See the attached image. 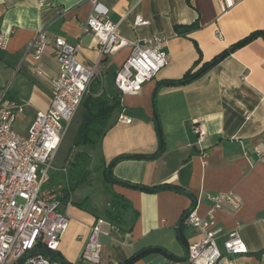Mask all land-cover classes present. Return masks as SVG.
Wrapping results in <instances>:
<instances>
[{
    "label": "crops",
    "instance_id": "1",
    "mask_svg": "<svg viewBox=\"0 0 264 264\" xmlns=\"http://www.w3.org/2000/svg\"><path fill=\"white\" fill-rule=\"evenodd\" d=\"M42 1L39 8L37 0H0V30L12 31L0 49V97L24 104L12 127L19 135L26 134L34 112L49 106V83L58 73L53 39L77 44V57L85 66L99 61L97 40L81 29L91 12L90 2ZM101 1L126 42L163 37L168 64L140 92L121 97L120 108L100 141L98 163L124 156L111 167L119 180L112 188L130 201L137 218L129 231L102 226L108 235L99 237L98 264H120L146 248L164 251L150 250L131 264H182L185 247L200 237L185 226V241L178 239L184 212L196 206L203 216L209 197L228 191L240 206L234 209L228 202L221 203L218 223L231 229L240 222L248 248L246 254L235 256L234 264H264V253L258 255L264 250V162L256 153L258 149L264 154V37H255L197 77L168 83L194 73L249 33L264 30V0H240L224 13L218 0ZM135 16L147 23L134 25ZM40 30L50 43L34 60L29 44ZM129 51L125 45L100 59L101 92L118 93L115 74ZM99 82L92 81V93L98 91ZM119 114L130 122H119ZM196 124L204 129L201 142L194 131ZM154 153L158 155L153 158L135 157ZM126 182L147 189L166 184L178 189L164 186L147 191ZM91 209L99 211L76 203L65 210L68 226L57 251L72 264H88L80 260V251L97 217ZM218 264L227 261L221 259Z\"/></svg>",
    "mask_w": 264,
    "mask_h": 264
},
{
    "label": "built area",
    "instance_id": "2",
    "mask_svg": "<svg viewBox=\"0 0 264 264\" xmlns=\"http://www.w3.org/2000/svg\"><path fill=\"white\" fill-rule=\"evenodd\" d=\"M91 12L82 24V33H90L97 40L99 61L85 66L77 57L79 47L62 38L53 39V52L58 62V73L51 79V97L46 110L34 112L26 134L19 135L13 127L15 119L24 110V104L4 102L0 97V264H59L50 260L47 251H57L61 236L67 229L66 208L73 204V192L69 188L68 161L56 167L54 161L61 139L68 125L78 112L87 94H91L92 81L98 79L102 88V58L125 45L130 53L115 74L114 83L119 95L140 92L143 84L154 78L168 64L164 50L166 41L154 36L128 43L117 31V25L109 19V9L101 0H88ZM240 0H218L221 13L226 12ZM44 2L37 0V6ZM146 24L135 16L134 25ZM11 30H0V49H4ZM221 37L219 30L215 31ZM49 40L40 30L30 41L29 50L34 60L40 57ZM99 63V64H98ZM117 120L129 123L130 119L118 115ZM199 142L204 129L194 126ZM259 160L264 154L256 150ZM62 178H53V172ZM228 202L234 209L240 206L232 191L209 197L208 208L203 216L194 206L184 215V223L199 239L188 245L182 264H218L221 259L234 264V258L246 254L248 248L241 236V224L236 221L231 229H224L217 220L221 203ZM91 225L87 241L80 251V260L98 264L101 243L99 237L108 235L101 217Z\"/></svg>",
    "mask_w": 264,
    "mask_h": 264
},
{
    "label": "trees",
    "instance_id": "3",
    "mask_svg": "<svg viewBox=\"0 0 264 264\" xmlns=\"http://www.w3.org/2000/svg\"><path fill=\"white\" fill-rule=\"evenodd\" d=\"M192 27L193 25L190 26V28ZM259 35L264 37V30H255L254 32L249 33L247 36L226 47V49L216 55L210 62H204L194 73L191 74L190 72H187L183 78L177 81L171 79L168 81V83L185 82V80H190L191 77H197L201 75L219 60L226 57L230 52L240 48ZM120 105L121 95H119V92L112 96L106 95L105 92H101L98 95L91 93L84 97L79 110H77L79 113V120L76 124L77 126L72 137L70 148L71 154L67 167V182H69V188L72 190V192L75 190V188L79 187L89 179L91 175L90 165L92 160L90 152H92L100 143L110 125L113 113L119 110L118 108H120ZM157 155L158 153H154L152 155L137 154L135 157L153 158ZM122 158H124V156H118L112 159L108 164H105L103 160H100L98 168L101 169L102 187L103 191L108 195V201L100 212L95 209H91V211L97 217L103 218L106 223H108L110 228H118L129 231L137 218V212L135 209H133L128 199L115 192L112 188V184L119 182V180L112 175L111 167L116 161ZM53 178H55V175H52L51 182H54ZM126 184L132 187L145 189L147 191H157L160 188L162 189L164 186L174 188L175 190L178 189L176 186L169 184L163 185L162 187L154 186L148 189L147 187L141 185H134L127 182ZM86 201L87 197H85L82 201L73 203H76L79 207L86 208ZM187 211L184 212L181 222L177 228V237L181 242L185 241L183 228L186 226L184 223V215ZM185 248L187 250L188 245ZM150 250L164 251L159 248H146L124 260L120 264H131L136 258ZM262 253H264V250L260 251L258 255ZM42 254L46 255L50 260L58 262L59 264H72L65 260L58 251H47L46 253Z\"/></svg>",
    "mask_w": 264,
    "mask_h": 264
},
{
    "label": "rangeland",
    "instance_id": "4",
    "mask_svg": "<svg viewBox=\"0 0 264 264\" xmlns=\"http://www.w3.org/2000/svg\"><path fill=\"white\" fill-rule=\"evenodd\" d=\"M78 120H79V113L77 112L62 136L61 139L62 141L58 149L56 159L54 161V165L56 167H59L60 165L61 166L64 165L65 162L68 161L70 158L71 141ZM18 125L19 124L15 122V127ZM99 145L100 143L95 147V149L92 152H90L92 157L91 165H90L91 175L85 183L75 188V190L73 191V199L74 200L78 199V201H82L84 197L88 196L89 199L85 202V206L87 208L94 207L96 209H99L100 212L106 203L107 195L104 193L102 187L101 169L98 168L100 162L99 163L97 162L98 155H100L99 154L100 151L98 149ZM53 173H54L53 175H55L54 181H56V179L57 180L60 179V177L62 178V175L59 172L54 171Z\"/></svg>",
    "mask_w": 264,
    "mask_h": 264
},
{
    "label": "water",
    "instance_id": "5",
    "mask_svg": "<svg viewBox=\"0 0 264 264\" xmlns=\"http://www.w3.org/2000/svg\"><path fill=\"white\" fill-rule=\"evenodd\" d=\"M197 76V75H196Z\"/></svg>",
    "mask_w": 264,
    "mask_h": 264
}]
</instances>
